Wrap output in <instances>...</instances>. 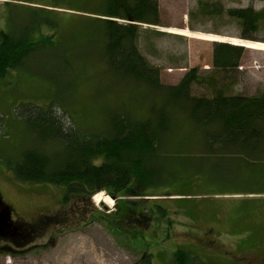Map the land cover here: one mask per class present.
Here are the masks:
<instances>
[{"label":"rangeland","instance_id":"rangeland-1","mask_svg":"<svg viewBox=\"0 0 264 264\" xmlns=\"http://www.w3.org/2000/svg\"><path fill=\"white\" fill-rule=\"evenodd\" d=\"M5 1L0 0V8ZM27 1L10 2L24 14ZM29 1L34 2L31 6L54 2ZM67 1L76 9L85 7V11L53 8L59 28L54 30L52 45L37 51L27 61L28 68L0 78V202L8 211L0 221V232L12 229L13 235H19L14 240L0 238V264H141L147 253L151 264H168L177 248L190 251L195 264H264V187L258 181L245 184V175L237 184H215L204 176L184 182L193 171L180 168L175 171L178 181L171 186L151 187L146 196L117 197L135 205L133 210L119 212L117 199L105 191L100 192L113 200L111 204L96 202L95 194L70 195L65 200L66 186L24 182L8 169V162L37 140L16 115L20 104L43 107L53 103L58 113L69 117L82 132L104 130L111 112L129 111L132 118L145 115L144 107L130 100L131 95L139 94V87L132 92L126 80L120 84L104 63L102 38L92 25L99 18V12L92 11L101 0ZM200 1L216 2L224 9L264 8V0H158V24H139L136 43L140 53L158 68L163 84L174 85L188 69L197 67L204 75L213 76L216 87L226 94L260 93L264 89V50L246 48L239 65L227 72L211 69L213 39L200 36L232 41L238 38L233 36L238 24L224 12H201ZM254 36L258 40L250 41L264 40V23ZM190 93L210 96L212 86L193 84ZM140 96L144 98L143 93ZM183 131V127L177 128L174 137ZM181 147L185 150L182 156L197 152L196 146ZM166 189L174 195H165ZM155 204L166 211L165 218L158 220ZM143 211L152 218L146 226L134 228L130 221ZM167 217L171 226L168 237Z\"/></svg>","mask_w":264,"mask_h":264},{"label":"trees","instance_id":"trees-1","mask_svg":"<svg viewBox=\"0 0 264 264\" xmlns=\"http://www.w3.org/2000/svg\"><path fill=\"white\" fill-rule=\"evenodd\" d=\"M10 1L6 0L0 8V18L4 21L0 27V78L28 68L27 61L37 51L52 45L54 30L59 28L53 8L85 11V7L76 9L67 0L38 6H31L34 2L28 0V5L23 7L26 13L21 14L20 8ZM198 9L205 14L224 12L238 24V32L233 36L258 40L254 34L264 23V8L224 9L219 3L200 1ZM92 12H99V18L91 24L96 25L101 35V54L107 69L115 72L120 84L126 80V87L132 92L139 87L142 92L131 95L130 100L139 102L145 115L132 118L129 111L116 115L111 112L104 130L82 132L69 117L58 113L53 103L43 107L20 104L16 115L28 124L37 140L8 162L7 167L16 179L64 185L65 200L70 195L91 197L100 191L115 199L146 196L151 187L171 186L178 181L175 171L180 168L193 171L184 182L204 176L215 184L234 181L237 184L241 175H245V184L259 182L264 187V89L255 95L226 94L216 87L213 76L204 75L197 67L188 69L174 85L161 83L158 68L140 53L136 43L139 24H158V0H101ZM189 28L194 30L192 26ZM211 44L214 72L236 68L246 50L223 41ZM207 83L212 86V95L190 93L193 84ZM182 127L184 131L178 135V143L175 130ZM182 145L196 146L197 152L182 156L185 152ZM167 190L165 195H174ZM119 199L116 200L119 212L135 209L132 203ZM154 206L158 220L165 218L163 207ZM149 215L137 212L131 225L146 226L152 218ZM166 220L168 237L171 226L168 217ZM0 238L11 240L9 236L0 235ZM150 256L145 254L141 264H151ZM194 261L190 251L177 248L168 264H195Z\"/></svg>","mask_w":264,"mask_h":264},{"label":"bare ground","instance_id":"bare-ground-1","mask_svg":"<svg viewBox=\"0 0 264 264\" xmlns=\"http://www.w3.org/2000/svg\"><path fill=\"white\" fill-rule=\"evenodd\" d=\"M173 31V32H177V33H186V34H190V33H187L186 32V30H184V29H168V31ZM196 37H198V36H196ZM201 38H204V39H215V38H212L211 36H200ZM200 37H198V38H200ZM218 40V39H217ZM232 42H236L235 41V39H233L232 40ZM237 43V42H236ZM247 45L248 46H250V47H252V48H258V49H263L264 50V42H260V41H250V42H248L247 43ZM102 192H99V193H96L95 195H94V199L93 200H95L96 202H99V201H104V202H107V203H109V204H111L112 203V199L109 197V196H102V194H101Z\"/></svg>","mask_w":264,"mask_h":264},{"label":"flooded vegetation","instance_id":"flooded-vegetation-1","mask_svg":"<svg viewBox=\"0 0 264 264\" xmlns=\"http://www.w3.org/2000/svg\"><path fill=\"white\" fill-rule=\"evenodd\" d=\"M4 212H8L7 211V207L6 206H4V204L2 203V202H0V221L1 220H3V215L5 216V214H4ZM0 235L1 236H9L10 238H11V240H14L17 236H19L18 234H12V229L10 230V231H8V232H6V230H4V231H1L0 232Z\"/></svg>","mask_w":264,"mask_h":264},{"label":"water","instance_id":"water-1","mask_svg":"<svg viewBox=\"0 0 264 264\" xmlns=\"http://www.w3.org/2000/svg\"><path fill=\"white\" fill-rule=\"evenodd\" d=\"M234 39H235V41L237 43L236 42L235 43L234 42L232 43L231 39L230 40L223 41V42H228V43H231V44H236V45H240V46H243V47H246V48H250V46L247 45V43L250 42V40L241 39V38H234ZM213 40L219 41L217 39H213ZM220 41H222V40H220Z\"/></svg>","mask_w":264,"mask_h":264}]
</instances>
